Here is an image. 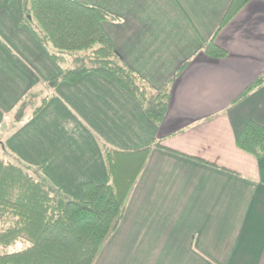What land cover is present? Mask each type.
Segmentation results:
<instances>
[{
    "label": "crops",
    "instance_id": "crops-1",
    "mask_svg": "<svg viewBox=\"0 0 264 264\" xmlns=\"http://www.w3.org/2000/svg\"><path fill=\"white\" fill-rule=\"evenodd\" d=\"M84 1L111 16L120 60L154 88L172 79L165 117L153 122L92 70L50 85L70 61L24 22V0H0V144L73 197L87 181L109 180L102 144L151 145L96 264H264V154L236 142L249 120L264 125V83L238 100L264 72V0H249L219 30L231 0ZM212 38L227 56L204 52Z\"/></svg>",
    "mask_w": 264,
    "mask_h": 264
},
{
    "label": "trees",
    "instance_id": "trees-1",
    "mask_svg": "<svg viewBox=\"0 0 264 264\" xmlns=\"http://www.w3.org/2000/svg\"><path fill=\"white\" fill-rule=\"evenodd\" d=\"M249 0H231L218 30ZM24 22L48 46L56 59L66 56L70 64L50 85L74 82L92 70L132 95L155 123L165 117L172 79L154 88L128 63L120 60L114 39L105 26L111 16L84 0H24ZM215 58L228 50L214 38L203 45ZM94 60L90 66L79 61ZM77 64V65H76ZM187 63L180 67L183 70ZM264 83V72L250 83L239 99ZM25 104V102H22ZM45 99L35 108L37 114ZM161 140L155 142L161 145ZM245 151L264 154V125L249 120L237 136ZM109 180L87 181L80 197H73L48 178L43 165L29 164L4 143L0 144V244L22 239L21 248L0 253V264H94L102 246L119 226L129 194L151 151V145L117 149L102 144Z\"/></svg>",
    "mask_w": 264,
    "mask_h": 264
},
{
    "label": "rangeland",
    "instance_id": "rangeland-1",
    "mask_svg": "<svg viewBox=\"0 0 264 264\" xmlns=\"http://www.w3.org/2000/svg\"><path fill=\"white\" fill-rule=\"evenodd\" d=\"M94 64V60H87L85 62L79 61L77 66H81V65H85V66H90ZM37 106V105H36ZM35 106V107H36ZM22 246H24V241L22 239L17 240L15 243L12 244H0V253H4V252H10V251H14L17 250L19 248H21ZM103 251H100L99 255L102 254ZM118 251H110L109 255L111 259H121L119 256H116L115 253H117ZM98 255V256H99ZM100 257V256H99ZM99 257H97L96 261L94 264H96V262L98 263L99 260H101ZM99 258V259H98Z\"/></svg>",
    "mask_w": 264,
    "mask_h": 264
}]
</instances>
